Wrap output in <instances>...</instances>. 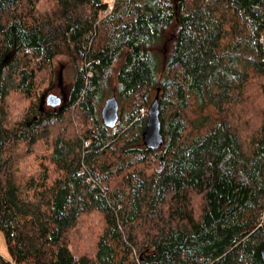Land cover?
<instances>
[{
	"label": "trees",
	"instance_id": "obj_1",
	"mask_svg": "<svg viewBox=\"0 0 264 264\" xmlns=\"http://www.w3.org/2000/svg\"><path fill=\"white\" fill-rule=\"evenodd\" d=\"M108 1L0 0V264H264V0Z\"/></svg>",
	"mask_w": 264,
	"mask_h": 264
},
{
	"label": "water",
	"instance_id": "obj_2",
	"mask_svg": "<svg viewBox=\"0 0 264 264\" xmlns=\"http://www.w3.org/2000/svg\"><path fill=\"white\" fill-rule=\"evenodd\" d=\"M47 103L50 106H58L62 98L55 93H48L41 96V105ZM119 105L114 95L107 97L100 110L102 121L113 126L118 117ZM142 143L145 147L156 149L163 144L161 132V122L159 119L158 94L156 93L146 110V122L141 132ZM261 257L264 261V245L260 250Z\"/></svg>",
	"mask_w": 264,
	"mask_h": 264
},
{
	"label": "rangeland",
	"instance_id": "obj_3",
	"mask_svg": "<svg viewBox=\"0 0 264 264\" xmlns=\"http://www.w3.org/2000/svg\"><path fill=\"white\" fill-rule=\"evenodd\" d=\"M56 72H57V74H59L61 83L63 84V86L67 90V87L69 86V84H70V82L74 76V69L69 65V62L67 60L61 58V59L57 60V62H56ZM57 74H56V77H57ZM53 84L50 87H48L47 90H49V88H52V91H55V89H57V88H55L56 87V78H55V81ZM47 90H45L44 92H46ZM109 96H111V94H107L105 98H107ZM0 254L2 256H4L5 258H9V254L6 250L4 238H3V235L1 232H0ZM10 264H15V263L11 262Z\"/></svg>",
	"mask_w": 264,
	"mask_h": 264
},
{
	"label": "flooded vegetation",
	"instance_id": "obj_4",
	"mask_svg": "<svg viewBox=\"0 0 264 264\" xmlns=\"http://www.w3.org/2000/svg\"><path fill=\"white\" fill-rule=\"evenodd\" d=\"M54 85V84H53ZM55 87V86H54ZM57 89H55V91H52V88H49V90H47L46 92H44V95L48 94V93H55L57 95H59L61 98H62V101L65 99V93H66V89L65 87L63 86V84L61 83V80H60V77H59V74H57V77H56V87ZM58 91V92H57ZM43 107L45 108H48L50 107V105H48L47 103H43Z\"/></svg>",
	"mask_w": 264,
	"mask_h": 264
},
{
	"label": "built area",
	"instance_id": "obj_5",
	"mask_svg": "<svg viewBox=\"0 0 264 264\" xmlns=\"http://www.w3.org/2000/svg\"><path fill=\"white\" fill-rule=\"evenodd\" d=\"M113 1H114V0H109V1L107 2V6H106V9L104 10V13H108V12H110V10H111L112 7H113ZM263 40H264V37H263Z\"/></svg>",
	"mask_w": 264,
	"mask_h": 264
}]
</instances>
